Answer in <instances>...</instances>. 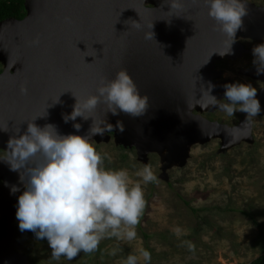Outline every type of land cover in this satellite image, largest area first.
<instances>
[{"label": "water", "instance_id": "water-1", "mask_svg": "<svg viewBox=\"0 0 264 264\" xmlns=\"http://www.w3.org/2000/svg\"><path fill=\"white\" fill-rule=\"evenodd\" d=\"M181 2L182 9L169 12V0H25L23 19L0 22V150L6 152L9 139L24 134L30 122L41 128L52 124L60 135L89 134L97 143L109 141L106 133H112L117 144L135 147L144 160L149 152L165 149L168 164L163 165L164 171L172 162L183 166L196 139L205 143L215 132L225 136L224 131L241 127L246 131L244 139L222 141V147L249 138L248 125L227 127L200 115L216 106L200 109L198 100L207 97L209 81L205 86L208 78L195 73L199 61L187 53L197 44H209L210 36L222 31L208 16L205 0ZM244 2L247 14L235 37L263 38L264 7ZM158 19L164 20L163 28L155 26ZM242 48L239 45V56ZM121 69L127 70L140 94L147 96L144 115H112L101 99L92 113H85L92 116L87 120L64 121L76 98L98 95L101 82L114 79ZM256 71L248 69L244 74L254 78ZM227 83L213 84L211 94ZM262 98L264 89L259 95ZM76 123L81 125L79 130ZM91 126L102 135L91 137ZM137 146L144 149L142 155ZM21 172L11 171L0 159V264H26L19 252L27 234L13 221L25 188ZM13 186L19 189L15 193L11 192Z\"/></svg>", "mask_w": 264, "mask_h": 264}, {"label": "rangeland", "instance_id": "rangeland-1", "mask_svg": "<svg viewBox=\"0 0 264 264\" xmlns=\"http://www.w3.org/2000/svg\"><path fill=\"white\" fill-rule=\"evenodd\" d=\"M246 1L264 7V0ZM239 42L249 52L241 54L237 61L217 62L223 78L218 81L251 84L258 94L264 84L244 71L260 65L253 63L252 50L264 39ZM202 116L227 127L246 119L243 112L229 117L217 109ZM247 125L250 137L246 140L225 148L218 138L195 143L183 166L172 164L164 171L162 156L148 153L145 160L140 159L134 147L117 144L112 133H106L107 142L91 139L89 143L102 155L107 170L124 169L133 184L141 183L146 206L135 229L137 238H105L94 253L81 252L73 260L61 257L57 261L51 258L46 239H37L33 232L25 230L27 238L19 254L26 264H125L128 255H136L138 264H145L141 248L151 253L150 264H252L264 258V111ZM7 156L0 152L1 158ZM146 166L158 177L157 181L143 183L137 173ZM13 221L19 228L16 209ZM176 227L186 230V234L177 237ZM185 242L194 244L195 251H190Z\"/></svg>", "mask_w": 264, "mask_h": 264}, {"label": "clouds", "instance_id": "clouds-1", "mask_svg": "<svg viewBox=\"0 0 264 264\" xmlns=\"http://www.w3.org/2000/svg\"><path fill=\"white\" fill-rule=\"evenodd\" d=\"M205 3L208 16L216 21L226 37L231 38L227 50L219 54H229L235 35L242 27V17L247 14L246 3L244 0H205ZM168 4L169 12L183 8L181 0H169ZM252 52L253 63L264 65V43L256 45ZM257 73L264 74V67H257ZM214 87L209 82L205 91L207 101L198 104L201 108L218 106L229 117H234L237 111L243 112L245 125L261 113L257 89L251 84H225V103H219L220 100L211 94ZM97 92L98 95L86 99L78 101L76 98L73 111L63 117L64 121H74L77 117L87 120L92 116L85 113H92L101 99L112 115L123 112L139 117L148 109L147 96L140 94L125 69L119 70L114 79L102 81ZM74 127L79 130L81 125L76 123ZM120 131H123L122 126ZM89 133L91 137L102 135L100 129L93 126ZM89 139V134L60 135L52 124L41 128L30 122L24 134L7 142L8 158H0L8 163L11 171L23 170L20 179L25 183V190L19 195L16 207L19 229L33 232L37 239H46L53 260L61 257L73 260L81 252L94 253L105 238L129 241L137 238L135 229L146 206L141 183L133 184L124 169L107 170L104 158ZM137 174L144 184L158 179L147 166ZM18 190L16 186L11 188L12 193ZM174 233L179 237L186 234V230L176 227ZM185 243L190 251H195L194 244ZM140 255L145 264H150L152 257L148 250L141 248ZM125 264H138V257L128 255Z\"/></svg>", "mask_w": 264, "mask_h": 264}, {"label": "flooded vegetation", "instance_id": "flooded-vegetation-1", "mask_svg": "<svg viewBox=\"0 0 264 264\" xmlns=\"http://www.w3.org/2000/svg\"><path fill=\"white\" fill-rule=\"evenodd\" d=\"M163 21H164L163 19H158L157 23H155V26L157 28H163L162 27L164 25L162 23ZM183 35L187 36V35H189V32H184ZM193 37L196 38V36H193ZM240 39H246V40H250V41L256 40V39H251V38L235 37L234 42L231 45V49H232L231 53L221 55V54H223L224 51L227 50V45L231 42V38L226 37L223 32H217V33H214V35L210 36L209 44H206L204 46H202L201 44H197V45H195L196 47H192L193 48L192 53H189V54L187 53L188 57H196L197 61H199L200 65L199 64L196 65L197 70L195 73L198 75H202L204 78L205 77L208 78V80L204 83L205 86L208 85L207 84L208 81L212 84H216V86H218V85L220 86V85L224 84V82H230L228 80H223L220 82L218 81V80L223 79V78L221 77L222 71L216 68V63L217 62L220 63L222 61H228V62L229 61L230 62L237 61V59L241 57V56H239V53L241 52L239 50V45H241L243 47L242 48V50H243L242 55L248 53L249 50L245 48V45L243 43L239 42ZM260 39L263 40L264 37H263V39L262 38H260ZM260 39H258V40H260ZM195 42H199V41L196 39ZM213 52H218V53H213ZM219 53H221V54H219ZM262 66L263 65H258V66L253 67V68H257V67L259 68ZM253 68H251V69H253ZM1 72H2V70L0 71V73ZM257 80H259V79H257ZM230 83H232V82H230ZM262 83L264 84V82H262ZM263 89H264V87H263ZM263 89H261L260 92L257 94V99H259V95ZM202 90L204 91L205 89H202ZM224 91H225V89H224ZM200 100L202 101V105H203V102L205 103L207 101V97L201 98ZM218 100H220L219 103H225L226 102L224 96H222L221 98H218ZM259 101L261 104V109L263 110L264 109V98L259 99ZM209 109H211V108H209ZM216 109L220 110L218 108V106H216L215 109H213L211 111H206V112H208V113L214 112ZM202 113H204V112H202ZM202 113H200L201 116H202ZM240 123H243V122H240ZM240 123L237 126H239ZM1 151H3V150H0V152Z\"/></svg>", "mask_w": 264, "mask_h": 264}, {"label": "bare ground", "instance_id": "bare-ground-1", "mask_svg": "<svg viewBox=\"0 0 264 264\" xmlns=\"http://www.w3.org/2000/svg\"><path fill=\"white\" fill-rule=\"evenodd\" d=\"M238 38H240V37H242V38H251V37H245V36H237ZM251 39H253V38H251ZM252 76L254 77V78H256V79H259L260 81H262V79L261 78H264L262 75H260V74H258L257 73V71L256 72H254L253 74H252ZM263 82V81H262ZM219 86V85H218ZM215 92L216 93H214L213 95L214 96H216V98L218 99L219 97H222V96H224V88H219V89H215ZM219 95V96H218ZM199 102H202L200 99L198 100ZM203 104H204V102H203ZM200 105H202V103L200 104ZM200 107V106H199ZM209 108H212V106H209ZM200 109H203V108H201L200 107ZM204 110V109H203ZM111 125L109 124V127H110ZM111 128V127H110ZM226 134H225V136H222L221 134H220V132L218 131V132H215V134H213L212 136H214V137H212V138H218V139H220L221 141H226V142H229V141H232V140H234L235 138H243L244 139V136H245V129H244V127H241V128H238V129H236L235 131H224ZM242 139V140H243ZM91 140V139H90ZM94 140V139H93ZM199 139H196V141L195 142H198L199 143V141H198ZM135 148V147H134ZM137 148H138V150H139V153L142 155V153L144 152V149L142 148V147H140V146H137ZM149 153H156V154H159V155H161V156H163V158H164V160H163V163L164 164H168V161H167V158H166V156H167V151L165 150V149H163V150H161V152L160 153H158L156 150L155 151H152V152H149ZM173 164L174 163H176V164H178V162H172ZM175 164V165H176ZM22 191H24L25 190V188H22L21 189Z\"/></svg>", "mask_w": 264, "mask_h": 264}, {"label": "trees", "instance_id": "trees-1", "mask_svg": "<svg viewBox=\"0 0 264 264\" xmlns=\"http://www.w3.org/2000/svg\"><path fill=\"white\" fill-rule=\"evenodd\" d=\"M24 2L25 0H0V22L9 18L23 19L26 15ZM252 264H264V258L255 260Z\"/></svg>", "mask_w": 264, "mask_h": 264}]
</instances>
